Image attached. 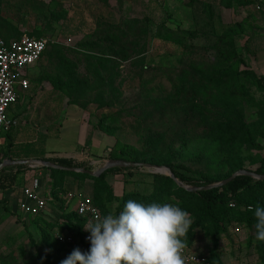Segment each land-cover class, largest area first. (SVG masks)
<instances>
[{"label": "rangeland", "instance_id": "obj_1", "mask_svg": "<svg viewBox=\"0 0 264 264\" xmlns=\"http://www.w3.org/2000/svg\"><path fill=\"white\" fill-rule=\"evenodd\" d=\"M23 35L48 46L17 108V130L33 128L39 140L17 149L66 151L86 144L87 129L111 138L108 160L138 159L144 151L156 160L140 161L179 164L184 176L217 182L238 167H260L264 93L256 76L264 75V0H0V39ZM227 53L233 59H223ZM226 81L234 89L225 110L216 105ZM107 161L74 163L96 170ZM69 172L62 174L61 201L52 200L62 221L37 219L30 231L0 217V264H60L72 252L57 244L55 232L68 222L73 189L95 198L103 214H119L129 199L176 204L193 220L188 246L210 254L212 264H264V242L254 239L247 212L264 207L263 189L243 193L225 216L161 178H172L168 172L134 167L104 180ZM18 173L9 169L6 185ZM55 182L46 187L51 196ZM206 211L218 232L202 221Z\"/></svg>", "mask_w": 264, "mask_h": 264}, {"label": "clouds", "instance_id": "obj_2", "mask_svg": "<svg viewBox=\"0 0 264 264\" xmlns=\"http://www.w3.org/2000/svg\"><path fill=\"white\" fill-rule=\"evenodd\" d=\"M249 211L255 220L254 239L264 242V207ZM192 224L190 214L176 204L129 199L119 214L87 221L83 228L90 233V249L77 247L60 264H187Z\"/></svg>", "mask_w": 264, "mask_h": 264}, {"label": "built area", "instance_id": "obj_3", "mask_svg": "<svg viewBox=\"0 0 264 264\" xmlns=\"http://www.w3.org/2000/svg\"><path fill=\"white\" fill-rule=\"evenodd\" d=\"M48 46V40L29 35L19 39H0V130L8 131L16 126L17 120L13 115L14 107L20 100V93L30 89L31 82L25 69L41 60ZM41 165L31 164L34 169ZM41 175L34 177L31 183L22 188L23 199L19 202V210L24 215L39 216L52 205V196L45 193ZM68 199L76 200L77 214L87 221L94 219L101 212L94 198L81 191H70ZM59 234V235H58ZM56 241L72 251L79 248L82 252L90 249V235L84 229L80 234L72 231L59 232ZM187 264H212L208 253L198 252L189 246L185 250Z\"/></svg>", "mask_w": 264, "mask_h": 264}, {"label": "trees", "instance_id": "obj_4", "mask_svg": "<svg viewBox=\"0 0 264 264\" xmlns=\"http://www.w3.org/2000/svg\"><path fill=\"white\" fill-rule=\"evenodd\" d=\"M223 59H225L226 61L233 59V54L231 53H227V54H222ZM256 80L259 83V85L261 86V89L264 93V75H259L256 76ZM230 81H226L223 85V94L219 97V100H221V103L219 102L216 107L217 108H223L226 110L227 108V102L229 103V101L232 99V91L234 89V86H232V84L229 83ZM240 95H242V93L240 92ZM204 118V117H203ZM202 118L203 121H205ZM14 129L15 127L10 128L7 131V138L9 139V145H13V133H14ZM138 156H135L133 158H137ZM140 158H151L152 160H156L154 158V156H152L151 154H149L148 152H142L139 156L138 159H129L131 161H138V162H144V161H140ZM43 160H50L65 166H76V167H83L86 169H90V167H88L87 165H77L76 163H74L73 159H69V158H63V157H50V158H46L43 157ZM128 160V159H126ZM163 162V165H166L168 167H170V169L172 170V172L174 173V175H176L177 178H179L182 182H184L187 185L190 186H194V187H199V186H206V185H210L213 184L217 181H219L216 178H204V180H201L199 178L193 177V176H184L181 174V172H179V170L177 169V167H181L179 164H174L171 162H167V161H160ZM150 163H154V162H150ZM156 164V163H155ZM11 168H15L17 173L28 169L29 165L28 164H21V165H17V166H9V167H4L2 170H0V189H5L10 187L9 185H6V181H7V171ZM39 168L47 170L50 172V176L52 180H55V184H53L52 187V198H53V202L54 201H58V198L62 195L63 191V184H62V174L63 173H68L69 171H64V170H57V169H48L45 168L43 166H40ZM121 169H129V168H122V167H114L109 169L108 171H106L104 174H102L100 177H93L97 180H104L105 176L113 171H117V170H121ZM240 169H246V168H241L238 167L237 169H235V171L240 170ZM250 170V169H249ZM234 171V172H235ZM255 172L264 175V158H262L261 160V165L259 168H257L256 170H254ZM233 172V173H234ZM70 173V172H69ZM233 173H231L228 176H223L222 178H220V180H224L225 178L231 176ZM79 175L82 176H86L88 174L85 173H79ZM91 176V175H90ZM54 177V179H53ZM161 178L163 179H167L168 181H171V183L174 184V180L172 178H170L169 176H161ZM178 189H180L181 191L185 192V194L187 195V197L189 199H197L200 202H202L207 210H216V209H220L222 211V213L226 216L228 214V212H230L232 210V208L230 207V203H233V201H241V196L243 195V193H251L255 188H259V189H263L264 190V180L262 179H256L254 177L251 176H246V175H240L237 176L234 180H232L231 182H229L228 184L222 186V187H214L213 189H209V190H205V191H198V192H192V191H188L185 188L179 186L177 187ZM61 197H60V201H61ZM94 202L96 204V206H98L102 216L104 215L102 212V206L99 204V202H97V200H95L94 198ZM251 205V204H250ZM250 208V206H248ZM59 208H62V206H60ZM252 208L254 209L255 207L252 206ZM233 211V210H232ZM248 214H251L252 212L247 210ZM208 212L206 211V219L202 220V221H207V225H214V230H216L217 232L219 231V227L216 225V222L214 223V220L212 218H208ZM244 216L243 217H251V215H245V213H243ZM68 222L66 224L62 225H66L63 227L68 229L69 231L75 232L80 234L82 232V230L84 229L83 226L87 223V219L86 218H82L77 214L76 212H72V213H68ZM188 240L189 242H193L194 240V235L193 233H190L188 235ZM58 245L62 246L63 248H65V245H61L57 242ZM67 248V247H66ZM211 255L209 254V259L211 261ZM49 262L52 263L53 262V256H49ZM212 262V261H211ZM213 263V262H212Z\"/></svg>", "mask_w": 264, "mask_h": 264}, {"label": "crops", "instance_id": "obj_5", "mask_svg": "<svg viewBox=\"0 0 264 264\" xmlns=\"http://www.w3.org/2000/svg\"><path fill=\"white\" fill-rule=\"evenodd\" d=\"M250 2H253L254 0H245ZM256 1V0H255ZM44 55V54H43ZM40 61V60H39ZM38 61V62H39ZM37 62V63H38ZM36 63V64H37ZM36 64L28 67L26 70L28 78L30 79L31 86L30 89L27 91L20 93V100L14 107L13 115L18 121V117L20 114V111L17 110L19 107L20 101L22 99V96L27 95L33 88L32 80H31V73L32 69L36 66ZM36 100H34L35 103ZM26 113L20 115V117H23ZM19 122V121H18ZM14 133H13V145H9V139L7 138V131L0 130V159L2 161L6 158H12V159H42L43 157H63V158H69L76 161L78 159L79 161H89L90 164H99L102 161H107L108 158H105L107 156V148L112 144L111 138H108L104 133H102L99 130H92L88 131L86 129V144H80L76 143L71 147L72 149H68L66 151H59L57 149H47L46 147L42 150H19L17 149L20 146V143L24 142L26 144L33 143L34 141L39 140V134H37V131L35 130H28L27 134H20L19 129L17 130V124L14 126ZM58 136V135H56ZM55 136V137H56ZM5 145L7 149H5V153H7L8 150H10V154L7 153V155L2 153V146ZM6 155V156H5ZM1 161V162H2ZM0 162V163H1ZM29 168L20 171L17 174L16 182L11 187L5 188L0 190V217L6 216V218H11L14 222H16L18 225H22L23 228L29 229L32 231V227L35 226V221L37 219L49 220L55 223V221H62L63 220V214L64 212L62 210L58 211L54 208V204L50 205L48 209L42 213L39 216H29L24 215L19 210V202L23 199L22 195V188L24 185L31 183L32 179L38 175H41L42 181H43V187L45 193H49L47 190L48 182L52 179L50 178V173L46 172V175L44 176L45 172H43L44 169H34L31 167V164H28ZM47 171V170H45ZM69 191V190H68ZM70 191H77V189H73ZM70 202V200H69ZM77 207V201L73 200L71 204H69L68 208L65 209V212L72 213L76 212ZM44 219V220H43ZM29 227V228H28ZM68 229H59L55 232V234L63 231H67ZM56 236V235H55ZM56 240V238H55ZM57 242V241H56ZM67 249H69L67 247ZM71 250V249H70Z\"/></svg>", "mask_w": 264, "mask_h": 264}, {"label": "water", "instance_id": "obj_6", "mask_svg": "<svg viewBox=\"0 0 264 264\" xmlns=\"http://www.w3.org/2000/svg\"><path fill=\"white\" fill-rule=\"evenodd\" d=\"M21 164H39L48 169H57V170H64V171H71V172H81V173L91 175L93 177H100L106 171L114 167H122V168L144 167V168L153 169L156 172H168L170 176L174 179V181L178 183L179 186L185 188L188 191H192V192L205 191V190L213 189L214 187L215 188L222 187L240 175L251 176L256 179L264 180V175L259 174L255 172L254 170L240 169L234 172L231 176L225 178L224 180L220 182L213 183V184L206 185V186L194 187V186H190L182 182L179 178L176 177V175H174L170 167L166 165H159V164L150 163V162L131 161V160H126V159H121V158L110 159L103 166H101L100 168L96 170H90V169H86L83 167H76V166H65V165L50 161V160H43V159L6 158L0 163V170H2L4 167L17 166Z\"/></svg>", "mask_w": 264, "mask_h": 264}]
</instances>
